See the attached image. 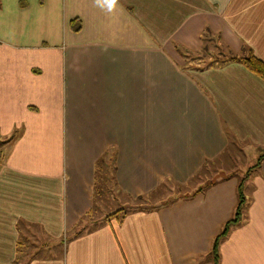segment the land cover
<instances>
[{"label": "crops", "instance_id": "1", "mask_svg": "<svg viewBox=\"0 0 264 264\" xmlns=\"http://www.w3.org/2000/svg\"><path fill=\"white\" fill-rule=\"evenodd\" d=\"M244 47L264 61V0H0V264H213L244 175L149 199L264 152V80L208 64ZM243 193L220 264H264V159Z\"/></svg>", "mask_w": 264, "mask_h": 264}, {"label": "rangeland", "instance_id": "2", "mask_svg": "<svg viewBox=\"0 0 264 264\" xmlns=\"http://www.w3.org/2000/svg\"><path fill=\"white\" fill-rule=\"evenodd\" d=\"M202 65H204V63ZM241 147H243V144L240 143L232 145L230 147L231 155H225L221 159L214 161V163L209 164L207 169L202 170L201 176L195 175L189 180V182L186 183V185L177 184L169 179L160 186L156 193L150 196L149 200L154 202L158 200L169 201L176 198V196L178 195L181 196L191 194V192L195 188L204 186L208 180H216L223 174H227V172H234L238 174V176L245 175L248 172L249 168L255 164L257 153L249 152L246 157L244 155V151L242 149H239ZM125 203L129 204V201H127V197L123 194H118L116 200L113 199L112 195L109 192L106 194L103 193L101 198V205L104 212L115 210L117 209V207L121 208ZM97 214L100 213L98 212Z\"/></svg>", "mask_w": 264, "mask_h": 264}, {"label": "trees", "instance_id": "3", "mask_svg": "<svg viewBox=\"0 0 264 264\" xmlns=\"http://www.w3.org/2000/svg\"><path fill=\"white\" fill-rule=\"evenodd\" d=\"M178 50L183 54L184 51L180 46H177ZM206 48L202 51L205 52ZM201 53V54H203ZM219 54V55H218ZM204 55V54H203ZM202 57H200L201 59ZM236 60L241 61L244 63L251 71L259 75L264 80V61H262L260 58H258L252 49H248L247 47L243 48V52L240 54L235 53H224V52H218L216 53V56L213 60V62H209L208 64L213 63H219L222 64L227 61ZM264 159V152L260 154V156L257 158V161L255 164L249 168L248 172L240 178L239 184H238V203L234 210V213L230 219H228L222 226L220 232L216 235V237L213 240L212 248H211V255L213 259V264H220V253H219V245L221 240L229 233V231L232 229L233 226L239 224L242 220V216L245 209V203L246 199L243 193V185L244 181L249 177L251 171L259 167L261 165L262 160ZM200 190H197L193 192L191 195H194L196 192H199ZM179 196H176V198L169 200L166 202L167 204L172 202L175 199H178ZM128 211L127 207L119 208L116 212L113 213V215L116 216H122Z\"/></svg>", "mask_w": 264, "mask_h": 264}, {"label": "clouds", "instance_id": "4", "mask_svg": "<svg viewBox=\"0 0 264 264\" xmlns=\"http://www.w3.org/2000/svg\"><path fill=\"white\" fill-rule=\"evenodd\" d=\"M108 7H109V8H111V7H112V4H111V3H109Z\"/></svg>", "mask_w": 264, "mask_h": 264}]
</instances>
